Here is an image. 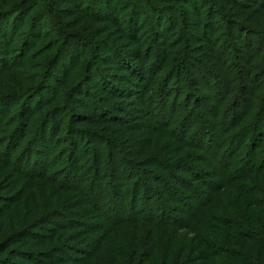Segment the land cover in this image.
<instances>
[{"label": "trees", "instance_id": "16d2710c", "mask_svg": "<svg viewBox=\"0 0 264 264\" xmlns=\"http://www.w3.org/2000/svg\"><path fill=\"white\" fill-rule=\"evenodd\" d=\"M124 1L0 0V45L5 52V57H2L5 73H0V77L16 78L18 82L17 90L7 95H0V106L4 105L9 97H16L17 100L19 97L22 98L17 101V105L25 101L20 106L22 108L17 111V116L22 117V121L17 127L18 132L20 129L17 142L14 141L15 143L11 145L14 153L23 147L37 117L33 108L28 107L27 104L44 92H50L53 89L52 84H55L53 94L42 102V107L52 105L58 107L53 114L54 117H58L54 124V135L55 138L60 139L59 141H62L61 135L68 128V131L72 132L71 135L77 136L78 141L82 138V143L86 139L92 140L91 143H98L102 140L101 135L104 132L121 137V140L126 142L127 136L135 132L136 128L150 126L148 125L151 124L150 120H158L167 127L165 131H171L173 125L166 119L171 110L176 112L178 103L175 102V96L177 94L171 89L173 79L165 80L162 75L174 59V50L171 48V40L167 38V29L172 27L175 32L179 28L178 15L171 12L175 5L192 8L198 20H202V10L207 9L208 23L201 21V26L207 28L209 39L207 35L202 37L203 39L190 36L188 39L190 46L208 42L207 46L211 50L210 58L226 69L229 61L227 56L224 57V53L223 60L220 59L222 58L221 44L229 45L231 42L229 49L234 52L235 62L241 65L238 66L240 77L248 83L255 81L261 84L259 88L252 90L250 88L248 92L247 85L242 84L241 80L240 89L236 93L231 91L235 94L236 107L235 110L232 109V114L224 115L223 121L230 122V127L226 129H237L238 122L242 123L249 117L253 102L260 106L257 116L261 122L264 115V82H261L259 77L262 72L264 74V68L257 65L256 53L261 51L256 43L264 46V0H131L130 3ZM130 8L129 17H125ZM168 13H172L173 19L168 21L167 27L163 22ZM226 13H232V17L226 18ZM146 16L151 20L154 35L158 38L156 41L163 46L160 49L163 51L161 62L156 60V55L155 59L152 58V50L148 49L150 47L145 42L147 28L144 18ZM223 19L226 24L221 22ZM90 28H100L106 38L98 39ZM48 38L55 39L54 42H56L46 51L54 53V58L49 57L42 67L33 65L34 63H31L28 57L42 41ZM16 41L20 42L22 48L17 57H14L12 48ZM89 49L94 50L93 58L84 63L82 71L77 74V68ZM261 54H264V49ZM41 56V54L33 55L31 58L37 60ZM262 60L263 65L264 57ZM10 61L15 65L8 64ZM50 63L51 66H49ZM62 66L64 68L61 69ZM46 67L50 70L48 71ZM56 72L61 78L55 76ZM25 75L31 76L32 79L25 80ZM29 83L30 85H27ZM225 86V84L224 88L222 86L223 90ZM63 90L67 92L65 94L67 107L57 116L56 111L63 106L61 104L64 101ZM214 92L221 95L219 88ZM237 94H249V97H239ZM155 97L162 98L158 107L153 110L151 109L153 104L150 103H153ZM225 99L226 97L224 101ZM221 104L223 106V103ZM241 110H245L248 115L241 116ZM10 113L11 110L8 111L7 118H10ZM189 113V110H185L182 115L184 116L182 124H184L178 131L180 141L189 138L192 118L191 116L186 118ZM0 114L3 115L4 111L1 110ZM47 124L49 126L50 122ZM83 128L90 130L85 131ZM258 129H261L260 126ZM258 129L251 136L249 134L244 136L245 142H250L251 156H256L251 158L255 163L258 160L256 152L259 144L264 141V133ZM44 133L46 136L47 131ZM78 141H74L75 149L80 145ZM151 141L142 153L143 158L147 159L150 156L148 159H151L152 151H155ZM111 142L104 140V143L112 144L111 147L116 148L113 146L115 142ZM169 144L161 140L159 145L155 146L157 151L168 152L172 148ZM59 145L64 146L62 142ZM220 146L221 149L224 148L221 144ZM198 147H202V144ZM32 154V151H28V155L17 159L18 171L25 161L28 162V158L31 160ZM37 162V160L33 162L35 168L38 170L43 168L41 162ZM138 162L141 166L146 164V160L139 159ZM261 162L264 165V157ZM117 163L124 171L128 168V163H125L123 159ZM250 164L253 166L254 163ZM263 165L257 167V170L253 167L246 171L247 176L249 174L256 176V185L253 186L255 191L252 193L244 190V186L237 183L238 181L232 183L227 181L228 177L223 178L224 182H228V187L234 184L232 206L222 211L223 213L214 211L212 216L207 213L200 214L199 211L191 213V220L183 221V225L177 228L189 229L188 227L197 221L206 223L208 227L220 225L215 231L201 227L200 223V228L196 229L191 239L185 238L179 241L175 238V240L163 242L156 237L154 229L143 230L139 227L142 223L151 222L154 228L165 226V224L156 221L154 217H148L149 221H140L139 217L145 215L144 209L140 208L137 198L132 199L130 207L132 215L136 216L135 220L124 221L122 216L126 209L118 208V222L115 224L118 228L107 231L100 241L102 239L104 243L107 237L112 235L115 239L109 241V244L105 242L101 251L102 259L89 257L90 264H225L226 261L229 264H264ZM20 172H22L21 175L24 174L23 177L30 180L43 179L42 175L35 176L30 171L26 173L21 170ZM48 175L46 171V176ZM245 178L248 179V177ZM75 182L73 177H69L68 180L62 179L59 188L66 192L76 191L79 196L88 198V193L84 192L82 187L69 185ZM222 190H225V187H221L219 192ZM255 196L261 199H254ZM65 203H68L66 197H60L59 200L52 202V205L47 208L49 212L43 214L40 219L37 218L41 216L38 213L36 220L31 221L32 219L29 218L18 228L11 227L10 235L0 241V264H56L55 262L60 261L57 253L61 249L57 244L67 239L66 232L72 231L77 225L75 219L68 217L65 213ZM35 204L38 205L36 199ZM156 211H160L163 218H171L170 209L155 205L152 212ZM9 213H12L11 208ZM181 221H179L180 224ZM120 224L124 226L120 227ZM90 239L92 240L93 237ZM215 254L217 256L222 254L220 258L223 262L210 261L211 258H216Z\"/></svg>", "mask_w": 264, "mask_h": 264}, {"label": "rangeland", "instance_id": "374dc122", "mask_svg": "<svg viewBox=\"0 0 264 264\" xmlns=\"http://www.w3.org/2000/svg\"><path fill=\"white\" fill-rule=\"evenodd\" d=\"M130 1L125 0L124 2L130 3ZM130 12L131 8L125 17H129ZM171 12L178 15L180 22L179 28L175 32H173L172 27L167 29V38L171 40L174 59L168 65L165 74L162 75L165 80L173 79L171 89L177 94L175 96V102L178 103L176 112L171 110L166 119L168 122L171 121L173 125L171 131H165L167 127L158 120H150L149 123L151 124L148 125L151 128L150 126L136 128L135 132L127 136L128 140L126 142H123L121 137L111 136L104 132L101 135L102 140L100 142L91 143L92 140L86 139L82 143V138L79 142L77 136L71 135L72 132L68 131V128L61 135L62 141H59L60 139L55 138L54 135V124L58 117H54L53 114L58 107L53 105L42 107V102L53 94L52 90L55 88V84H52L53 89L50 92H44V94L27 104L28 107L33 108L37 117L32 131L23 143V147L14 153V148L11 145L17 142V136L19 137L20 134V129L18 132L17 127L22 121V117L17 116V111L22 108L20 106L25 101L23 100L20 105H17V101L22 98L19 97L17 100L16 97H9L5 104L0 106V112L1 110L4 111L3 115L0 114V241L10 235L9 229L11 231V227L17 226L18 228L24 222H27L29 218L32 219L31 221L37 218L40 219L43 214L49 212L47 208L52 205L53 201L59 200L60 197H66L68 203H65L66 208L64 211L68 217L75 219L77 225L72 231L66 232L67 239L57 244L61 249L57 253L60 261L58 260L55 263L90 264L89 257L102 259L103 254L101 251L105 242L108 243L115 239L112 235L108 236L104 243L102 239L100 241V238L107 231L118 228L115 226L118 222V208L124 207L126 209L124 216H122L124 221L135 220L134 217L136 216L132 215L130 207L132 199L137 198L140 208L144 209L145 215L137 216L140 221L147 220L148 217H154L156 221L165 224V226L157 225L158 227L154 228L155 226H151L153 224L148 222L149 224L142 223L139 227L146 231L154 229L153 232L157 238L163 242H169V240H175V238L179 241L185 238H193L196 229L200 228V223L201 227L208 230L213 229L216 231V227H220L217 224L215 227H208L206 223L197 221L188 227L189 229L177 228V226L183 225V221L188 222V219L191 220V213L199 211L200 214L205 215L207 213V215L212 216L214 211L223 213L222 211L232 206L231 200L234 193L232 191L235 190H233L234 184L228 187L227 183L229 181L232 183L238 181L237 183L243 185L244 190L250 193L255 191L256 176H251V174L247 176L246 171L253 167L257 170V167L263 165L261 161L264 157V154L262 155V152L264 153V141L259 144L256 152L258 160L255 163L251 158H256V156H251L249 152L251 149L250 142H245L244 136L247 134L251 136L259 126L261 132L264 133V115L261 122L257 116V113L260 112V106L258 107V104L253 102L249 117L244 119L242 123L238 122L239 127L237 129H226L230 127V122H224L223 120L224 115H227L226 113L232 114V109L235 110L234 92L236 93L242 84L247 85L248 92L250 88L251 90L257 89L261 84L255 81L248 83L240 77L238 66L241 65L235 62L234 52L229 49L231 42L229 45L221 44L222 52L220 56L224 53L225 56H223L225 58L227 56L229 61L227 63L229 66L226 69H223L220 64H216L210 58L211 50L207 46L208 42L200 43L198 46H190L188 40L190 36L203 39L202 37L207 35L209 39L207 28L201 26V21L208 23L207 9L202 10V20H198L196 12L192 8L184 5H175ZM171 14H166L163 22L164 26L168 27V21L173 19ZM225 17H232V13H226ZM144 19L147 28L145 42L150 47L148 49L152 50V58L155 59L156 55V60L161 62L163 51L160 49L163 46L159 41H156L158 38L154 35L151 20L147 16ZM223 21L221 20L223 24H226ZM90 31L98 36V39L106 38L101 33L100 28H90ZM54 41L55 39L52 40V38L42 41L28 57L29 61L34 63L33 65L42 67L49 60V57L54 58V53L46 52L56 43ZM19 43V41H16L13 45L12 53L14 57H17L22 48ZM256 45L261 51L256 53L257 65L264 68V64L262 65L264 54H261L264 46H260L261 43L258 42ZM2 48L0 45V73L3 74L5 73V65L2 63V57H5V52ZM92 51L94 50L89 49L81 60L76 71L77 74L82 71L83 64L93 58ZM40 54L42 55L40 58L32 60L33 55ZM260 54L261 56H259ZM223 56L220 59L223 60ZM51 63L49 66H51ZM8 64L15 65L12 61ZM46 68L48 71L50 70L49 67ZM55 76L61 78L58 72ZM24 78L25 80L32 79L29 75H25ZM259 79L264 82L263 72L260 74ZM240 81L242 84L239 83ZM224 84L226 86L223 90ZM27 85H30V83ZM17 86L16 78L0 77V95L12 93L17 90ZM217 88L220 89L221 95L215 94L214 91ZM231 91L234 92L231 93ZM62 93L64 95V101L61 103L63 106L58 104L62 108L56 111L57 116H59V113L62 114L67 107L65 99L67 92L63 90ZM237 95L239 97H249V94ZM161 98L155 97L153 103H150L153 104L151 109L154 110L158 107ZM221 103H223V106H221ZM169 106L171 105L169 104ZM227 106L229 108L226 109ZM169 108L171 109V107ZM10 110V118H7ZM185 110H189L191 113L185 114L187 115L186 118L192 117L190 119L191 126L188 134L189 138L180 141L178 131L182 129L184 124H182V118L184 117L182 115ZM240 113H242L241 116L248 115L245 110H241ZM48 122H50L49 126ZM83 129L87 131L89 128ZM224 129H226L225 132ZM260 130L258 129V131ZM45 131H47L46 136ZM255 137L257 138L256 135ZM160 138L165 140L167 144L169 142V147L172 145L171 150L168 152L157 151L156 146L161 142ZM104 140L115 142L113 146L117 149L111 147L112 144L104 143ZM74 141H78V145L80 143L77 149H75ZM150 141L153 143L155 151H152L151 159H148L150 156L146 159L143 158L142 153L148 147ZM61 142L64 146L59 145ZM198 144H202V147H198ZM220 144L224 147L223 149H221ZM28 151L33 152L32 158L29 160L27 156L28 162L25 161V164L19 170L30 171L35 176L42 175L43 179L30 180L23 177L24 174L21 175L22 172L18 171L17 159L28 155ZM122 159L125 163H128L126 171L121 169L117 163ZM139 159L146 160V164L141 166L138 162ZM36 160L41 162L43 168H39V170L35 168L33 162ZM251 162L254 163L253 166H251ZM46 171L49 173L48 176H46ZM69 177H73V180L76 181L75 184L69 185L82 187L84 192L88 193V198L82 195L79 196L76 191L66 192L59 188L62 179L68 180ZM225 177H228V182H224L223 178ZM245 177H248V179ZM221 187H225V190L219 192ZM35 199L38 205L35 204ZM254 199L259 200L261 198L255 196ZM155 205L170 209L171 218H163L160 211L152 212ZM10 208L12 213H9ZM38 213L41 216L35 218ZM212 218L216 219L215 217ZM180 220H182L181 224L179 223ZM121 225L124 226L123 224L119 226L122 227ZM90 237H93V239L91 240ZM221 255H216V258H211L210 261L223 262L220 258ZM225 264L229 263L226 261Z\"/></svg>", "mask_w": 264, "mask_h": 264}]
</instances>
